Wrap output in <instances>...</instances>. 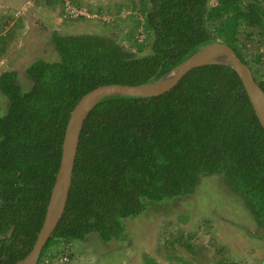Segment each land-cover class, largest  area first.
<instances>
[{"label": "trees", "instance_id": "16d2710c", "mask_svg": "<svg viewBox=\"0 0 264 264\" xmlns=\"http://www.w3.org/2000/svg\"><path fill=\"white\" fill-rule=\"evenodd\" d=\"M117 10L115 21L131 24L121 40L54 31L58 57L26 66L28 90L17 70L0 73V93L7 99L0 115V264L15 263L32 249L67 121L90 90L155 81L215 42L231 46L264 90V0H130ZM5 36L0 35V54ZM211 176H221L264 228V129L234 70L201 66L158 96L104 97L85 120L65 211L41 256L92 233L104 242L125 239V220L192 194L202 177ZM172 235L171 246L197 252L180 229ZM144 264L161 263L150 256ZM219 264L239 263L222 256Z\"/></svg>", "mask_w": 264, "mask_h": 264}, {"label": "rangeland", "instance_id": "374dc122", "mask_svg": "<svg viewBox=\"0 0 264 264\" xmlns=\"http://www.w3.org/2000/svg\"><path fill=\"white\" fill-rule=\"evenodd\" d=\"M77 1L109 17V21L66 20L59 0H0V35L7 34L8 40L0 54V73L17 70L19 84L28 90L26 66L39 58L58 57L51 42L54 31L64 35H108L121 40L130 30L131 24L124 23L123 27L122 22L115 21L117 8L130 0ZM140 35L144 38L145 34ZM257 44V40L252 41L248 47L254 50ZM259 68L264 71V57ZM6 110L7 99L0 93V115ZM125 223L128 236L122 240L104 242L92 233L82 241L61 242V252L69 257L65 264H144V258L150 256L161 264H219L222 256L239 264H261L264 260V239L255 235H264V228L256 226L241 198L221 176L202 177L192 194L155 204ZM178 229L183 239L193 244L196 253L188 252L179 243L170 245L169 240Z\"/></svg>", "mask_w": 264, "mask_h": 264}, {"label": "water", "instance_id": "95a60500", "mask_svg": "<svg viewBox=\"0 0 264 264\" xmlns=\"http://www.w3.org/2000/svg\"><path fill=\"white\" fill-rule=\"evenodd\" d=\"M222 65L238 75L260 125L264 129V90L258 85L248 64L224 42L203 46L157 80L127 85H99L86 93L72 109L62 142L61 159L47 205L43 224L29 253L11 264H38L42 251L58 226L66 207L72 184L73 168L85 120L97 103L107 96L153 97L171 90L190 70L206 65Z\"/></svg>", "mask_w": 264, "mask_h": 264}, {"label": "built area", "instance_id": "2783aa9c", "mask_svg": "<svg viewBox=\"0 0 264 264\" xmlns=\"http://www.w3.org/2000/svg\"><path fill=\"white\" fill-rule=\"evenodd\" d=\"M63 2V12L62 16L66 20H93V19H103L104 21H109V17H105L96 11L90 10L88 7L80 4L77 5L73 3L72 0H62ZM129 13L128 11L124 12ZM142 37V36H141ZM62 251V250H61ZM59 252L56 249H50L41 256L40 264H65L69 261V257L64 252Z\"/></svg>", "mask_w": 264, "mask_h": 264}, {"label": "clouds", "instance_id": "9594fccd", "mask_svg": "<svg viewBox=\"0 0 264 264\" xmlns=\"http://www.w3.org/2000/svg\"><path fill=\"white\" fill-rule=\"evenodd\" d=\"M41 258V257H40ZM40 263V262H39Z\"/></svg>", "mask_w": 264, "mask_h": 264}]
</instances>
